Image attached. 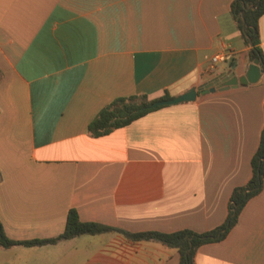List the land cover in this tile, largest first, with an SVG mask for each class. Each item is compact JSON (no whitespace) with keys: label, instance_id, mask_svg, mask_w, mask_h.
Returning <instances> with one entry per match:
<instances>
[{"label":"crops","instance_id":"crops-1","mask_svg":"<svg viewBox=\"0 0 264 264\" xmlns=\"http://www.w3.org/2000/svg\"><path fill=\"white\" fill-rule=\"evenodd\" d=\"M232 0H0V222L12 240L60 234L81 221L130 232H203L226 217L229 194L251 176L264 124L256 83L201 92L251 62ZM264 52V13L258 19ZM216 51L227 54L210 70ZM162 105L98 137L88 123L116 97ZM196 264H264V179ZM0 264H179L175 248L118 232L0 246Z\"/></svg>","mask_w":264,"mask_h":264},{"label":"trees","instance_id":"trees-1","mask_svg":"<svg viewBox=\"0 0 264 264\" xmlns=\"http://www.w3.org/2000/svg\"><path fill=\"white\" fill-rule=\"evenodd\" d=\"M254 6L249 8L248 6ZM264 13V0H232L229 14L234 19L243 42L248 46V58L252 61L259 59V66L264 72V52L259 46L258 19ZM249 41L252 43L249 46ZM233 60V58H232ZM170 98L165 91L158 98H148L146 94H132L116 97L104 105L88 123V134L98 137L122 127L134 119L146 114L155 108L148 105L159 99ZM160 107V106H158ZM264 179V124L260 132L258 145L251 158V176L248 181L232 188L229 194L228 209L225 219L218 226L203 232L191 229H179L172 232L156 230L130 232L122 228L112 227L97 222L81 221L74 209H69L63 231L55 237L16 241L9 239L0 222V246L8 247L11 244L34 245L55 243L78 235H93L103 232H118L126 240L156 241L169 248H175L179 255V264H196L195 254L202 244L219 241L224 238L229 229L237 222L238 214L249 198L260 192Z\"/></svg>","mask_w":264,"mask_h":264},{"label":"water","instance_id":"water-1","mask_svg":"<svg viewBox=\"0 0 264 264\" xmlns=\"http://www.w3.org/2000/svg\"><path fill=\"white\" fill-rule=\"evenodd\" d=\"M249 8H253L254 6L250 5ZM252 43L249 41V46H251ZM232 61V58H229L228 70L221 72L220 74H217L212 81L209 83H206L203 86V89H201V92L206 91H212L214 90V86H211L212 83H219L220 88L219 89H227L229 87L237 86L238 84H245V83H256L260 79V75L263 72L262 69L259 66V59L254 58L246 67L244 73L242 75H236L234 69L236 66V62ZM196 96V88L190 87L188 90L183 92L182 94L172 97V98H166V99H159L151 102L148 107L150 108H156L158 106L162 105H171L183 101H191Z\"/></svg>","mask_w":264,"mask_h":264},{"label":"built area","instance_id":"built-area-1","mask_svg":"<svg viewBox=\"0 0 264 264\" xmlns=\"http://www.w3.org/2000/svg\"><path fill=\"white\" fill-rule=\"evenodd\" d=\"M227 60V54L222 51H216L212 54L210 58V63L208 68L212 70L214 65L219 62H225Z\"/></svg>","mask_w":264,"mask_h":264}]
</instances>
